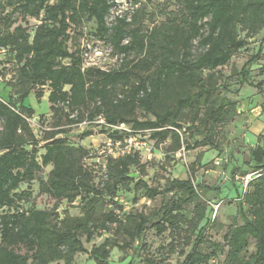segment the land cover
Listing matches in <instances>:
<instances>
[{
    "label": "trees",
    "instance_id": "1",
    "mask_svg": "<svg viewBox=\"0 0 264 264\" xmlns=\"http://www.w3.org/2000/svg\"><path fill=\"white\" fill-rule=\"evenodd\" d=\"M2 1L13 6L21 19L41 18L31 33L21 24L0 30V66L6 71L0 76V264L57 260L70 264L77 252H88L82 236L88 242L111 230L128 236L126 245L132 252L125 264H167L165 258L149 254L143 243L149 216L120 215L123 207L113 200L119 189H129L132 182L149 199L174 192L159 207L152 227L158 235L169 231L183 237V245L192 242L189 251L181 252L180 264H212L221 254L223 264H264V133L247 147L248 170L231 180L240 222L228 225L222 241L206 235L208 228L220 225L217 211L206 212L200 192L209 187L189 176L172 178L162 188L148 185L130 171L139 167L143 148L134 145L123 154L106 157L100 174L104 178L96 184L97 170L84 163L88 150L68 143L66 136V126L97 121L102 126H129V134L107 133L120 147L130 137L140 139L145 131L156 143L169 141L167 153L181 147L187 151L216 147V132L237 112L235 101L213 96L219 87L217 71L260 32L259 45L242 63L238 76L239 85L256 89L258 106L264 107V78L254 82L251 76L263 56L264 0H179L178 12L150 29L135 24L134 0H130L132 9L110 25L106 22L113 6L110 0H0V5ZM84 17L94 21L101 48H110L109 55L118 54L117 66H84L85 47L69 49V31ZM6 21L8 28L16 19ZM8 62L13 64L12 73L5 67ZM259 67L263 74L264 66ZM45 92L54 128L38 138L28 119H42L46 112L37 113L25 100L33 96L40 102ZM138 110L152 118H138ZM196 134L201 138H194ZM90 135L92 130L82 132ZM201 156L197 154L196 161ZM46 167L45 179L38 180L39 192L54 202L51 208L40 209L29 202L28 188L18 189L24 183L28 187ZM133 173L138 176H130ZM247 174L251 176L244 182ZM77 200L81 215L61 216L57 210L61 202L70 205ZM98 201L109 206L100 216ZM174 243L178 242L171 241L170 252ZM109 244H115L114 236L93 246L88 257L95 264H105Z\"/></svg>",
    "mask_w": 264,
    "mask_h": 264
},
{
    "label": "rangeland",
    "instance_id": "2",
    "mask_svg": "<svg viewBox=\"0 0 264 264\" xmlns=\"http://www.w3.org/2000/svg\"><path fill=\"white\" fill-rule=\"evenodd\" d=\"M134 1L138 8L135 24L142 25L144 29H150L153 25L164 22L166 18L177 13L179 10V0ZM8 17L15 18L16 21L12 26L7 28L6 18ZM40 18L28 16L25 19H21L18 12L13 10V6L8 5L5 1H2L0 5V30L2 32L10 31L15 25L21 24L31 33L34 27L40 22ZM94 29V21L84 17L78 25L73 26L69 31V40L67 42L69 49L75 50L84 46L89 60H95V56L98 54V51H94L95 47L97 45L100 48L101 45L94 36ZM261 35L262 33L260 32L251 38L244 48L232 56L228 64L217 71L219 87L213 96L224 98V100L235 101L237 104V112L230 123L226 124L222 130L216 132L214 137L216 147L204 146L190 151L181 147L174 153H167L165 149L169 141L156 143L148 136V132L145 131L141 135V138L144 139L137 138V141L145 142L142 145L143 148L140 154V165L139 167H130L131 172H137L142 180L153 187L162 188L172 178H186L188 176L195 183H201L209 187L210 190H200V192L207 205L206 212H209L210 215L215 214L217 211L216 220L220 224L217 226L220 227L208 228L206 235L218 241H222L223 233L228 225L240 222V219L235 216L234 205L236 203L235 198L237 192L231 180L234 179V176L240 175L242 170H248V166L245 164V161L248 160L247 147L250 144H255L256 135L264 131V129H255L252 127L253 123L258 120L259 114L264 112V107H262V112L258 108V102L261 100L256 97L257 91L254 88L248 87L246 84L239 85L240 78L238 76V70L242 63L256 51ZM261 49L263 56L258 62V65H255L251 69L252 81L254 82L264 78V73H260L259 69V66H264V43ZM118 62L119 56L114 52L111 55L98 59V64L103 69L113 68L118 65ZM5 67L7 68V72L12 73L13 64L11 62L6 63ZM4 71L5 69L1 70L0 66V76ZM4 78L8 79L9 75ZM25 104L35 108L37 113L46 112L42 119L38 117L28 119L33 132L38 138H41L47 130L54 128L48 112L46 92L40 102L33 96H29L26 98ZM136 115L138 118H152L151 114L143 110H138ZM86 129L92 130V135L82 136V132ZM66 130L68 143L75 146L82 145L88 150L89 156L84 158V163L86 166L97 170L94 183L101 184V179L104 177L100 174L103 171L106 157H116L120 154L119 145L113 143L107 133L118 130L121 133L129 134L131 129L128 125L124 124L118 126H102L97 121L91 123L83 121L79 124L66 126ZM249 133H252L254 137L249 136ZM193 137L196 139L201 138L197 134ZM199 153L202 154L201 160L196 161V156ZM47 172L48 167L42 168L41 171L36 173V179L31 181L28 187L24 183L18 189L21 191L28 188L31 194L29 202L40 209L51 208L54 202L46 194L39 192L38 180L39 178L45 179ZM134 184L135 182H132L129 189H119L116 192L113 200L123 207V210L119 211V214L122 215L123 212H132L148 215L149 222L142 235L143 243L147 246L148 253L153 254L157 258H165L167 264H180L183 259L181 252L185 253L189 251L192 242L188 245H183V237L177 236V234H171L169 231L158 235L152 227V223L158 219L157 211L159 207L168 201L174 192L172 191L167 195L149 199L145 195L144 190L141 187L135 189ZM221 199L223 202L218 207L222 201ZM107 200L108 198L106 197L105 201ZM21 203L24 206L27 205L24 201H21ZM78 204L79 200L70 205L62 201L57 210L61 216L64 213H68L70 216H79L81 215V208ZM108 207L103 201H98L96 214L100 216ZM109 236H114L115 244H109L105 247L108 250V258L105 264H125L130 258L132 249L126 245L128 236L124 232L113 234V230L110 232L103 231L94 235L88 242L84 236L81 239L89 252L93 246H99ZM173 240H176L178 243H174L176 245L174 252H170L169 249L173 247L171 246V241ZM135 244L136 242L133 243V246ZM88 252H77L73 262L70 264H95L88 257ZM223 259L224 255L221 254L216 260L212 261V264H223ZM49 264L65 263L63 260H57Z\"/></svg>",
    "mask_w": 264,
    "mask_h": 264
},
{
    "label": "built area",
    "instance_id": "3",
    "mask_svg": "<svg viewBox=\"0 0 264 264\" xmlns=\"http://www.w3.org/2000/svg\"><path fill=\"white\" fill-rule=\"evenodd\" d=\"M113 2V6L110 9V12L107 16L106 22L107 24H112L113 21L115 20V17H121L122 14L126 11V10H131V2L130 0H110ZM130 18V14H128L127 16V20H129ZM97 48V49H96ZM94 51H98V54L95 56V60H89L87 51L85 49V53L83 55V60H84V66H96V67H101L102 66L100 64H98V59H100L101 57H106L110 54L111 49L110 48H98V46L96 45L95 50ZM102 118L99 117V121L102 122ZM117 144L119 145V150H120V154H123L124 152H127L129 150V147L131 145H134L136 147L142 146L143 144H145L144 142H140L137 141L135 137H130L125 141V145L120 147V143L117 142ZM251 176V174H247L243 177L244 182H246L248 180V178Z\"/></svg>",
    "mask_w": 264,
    "mask_h": 264
},
{
    "label": "crops",
    "instance_id": "4",
    "mask_svg": "<svg viewBox=\"0 0 264 264\" xmlns=\"http://www.w3.org/2000/svg\"><path fill=\"white\" fill-rule=\"evenodd\" d=\"M258 108H259V109L261 110V112H262V109L260 108V106H258ZM252 127L255 128V129H258V128H260V129H264V112H262V113L259 114V116H258V120H256V121L253 123V126H252ZM262 133H264V131H263ZM249 136L254 137V136L252 135V133H249Z\"/></svg>",
    "mask_w": 264,
    "mask_h": 264
},
{
    "label": "water",
    "instance_id": "5",
    "mask_svg": "<svg viewBox=\"0 0 264 264\" xmlns=\"http://www.w3.org/2000/svg\"><path fill=\"white\" fill-rule=\"evenodd\" d=\"M130 176H132V177H137L138 176V174L137 173H133V174H130Z\"/></svg>",
    "mask_w": 264,
    "mask_h": 264
}]
</instances>
